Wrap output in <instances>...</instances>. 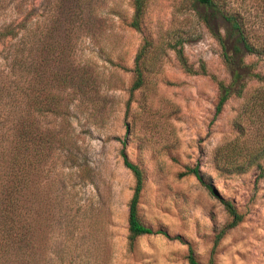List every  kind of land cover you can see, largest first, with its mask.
Wrapping results in <instances>:
<instances>
[{
    "label": "rangeland",
    "instance_id": "obj_1",
    "mask_svg": "<svg viewBox=\"0 0 264 264\" xmlns=\"http://www.w3.org/2000/svg\"><path fill=\"white\" fill-rule=\"evenodd\" d=\"M83 1L87 16L70 53L82 77L71 93L70 114L51 124L66 144L54 150L37 183L40 264H189L190 251L201 264H264V178L255 166L225 173L215 159L236 139L234 121L246 109L249 137L240 140L252 143L258 130L264 133V108L256 102L264 82L250 79L243 96L232 97L218 113V81L229 82L230 74L219 41L190 0H151L142 31L131 27L132 0ZM225 3L264 42V0ZM37 4L44 26L57 1ZM145 38L152 41L145 84L132 91ZM173 45L183 50L191 71ZM247 62L264 74V57L248 56ZM122 151L146 174L143 222L170 237L130 243L135 178ZM188 167H199L218 195L195 176H183ZM221 198L243 215L238 226L227 229L231 218Z\"/></svg>",
    "mask_w": 264,
    "mask_h": 264
},
{
    "label": "trees",
    "instance_id": "obj_2",
    "mask_svg": "<svg viewBox=\"0 0 264 264\" xmlns=\"http://www.w3.org/2000/svg\"><path fill=\"white\" fill-rule=\"evenodd\" d=\"M55 1L57 5L47 11L43 26L38 0H0V264L41 263L37 183L54 150L66 144L61 131L51 124L70 114L71 93L82 77L75 74L70 53L74 49L71 41L84 26L86 1ZM150 1L132 0L131 27L136 31H142ZM190 2L219 41L230 74L229 82L218 81L219 113L232 97L243 96L250 79L264 82V74L254 73L253 65L247 62L248 56L264 57V42L258 38V29L241 12L228 8L225 0ZM151 48L152 41L145 38L132 70L135 74L132 91L145 84ZM172 48L183 67L191 71L183 50L177 45ZM256 102L258 107L264 108V88L257 94ZM246 111L234 121L236 139L220 148L215 159L225 173L241 174L255 166L260 171L259 177L264 178V133L258 130L252 143L250 138L240 140L242 136L249 137L244 117ZM122 157L125 167L135 178L134 194L129 204L130 243L148 235L170 237L167 231L156 230L143 222L139 206L146 174L125 151H122ZM241 160L242 165L238 164ZM182 175L195 176L212 194L218 195L213 183L206 180L199 167H188ZM221 200L231 218L227 229L238 226L243 215L233 201ZM227 229L217 235L216 245ZM176 238L182 239L180 236ZM188 263L201 264L192 251Z\"/></svg>",
    "mask_w": 264,
    "mask_h": 264
}]
</instances>
